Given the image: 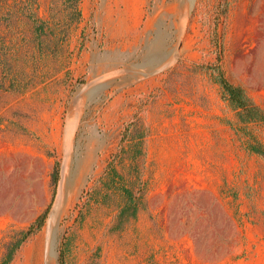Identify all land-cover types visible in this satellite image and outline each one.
Segmentation results:
<instances>
[{"label":"rangeland","instance_id":"obj_1","mask_svg":"<svg viewBox=\"0 0 264 264\" xmlns=\"http://www.w3.org/2000/svg\"><path fill=\"white\" fill-rule=\"evenodd\" d=\"M14 2L0 0V52L16 82L32 85L0 89V242L51 207L12 264H264V156L250 147L264 148V123L238 120L217 69L264 107V0H136L135 11L128 0H82L66 66L23 62L33 51L59 56L31 44ZM52 5L35 7L47 19ZM139 132L144 203L115 228L114 201L87 191L110 161L129 164L115 155Z\"/></svg>","mask_w":264,"mask_h":264},{"label":"trees","instance_id":"obj_2","mask_svg":"<svg viewBox=\"0 0 264 264\" xmlns=\"http://www.w3.org/2000/svg\"><path fill=\"white\" fill-rule=\"evenodd\" d=\"M40 0H15L14 4L9 5V12L14 17L15 21L21 20L23 15L29 20L30 28L27 31L31 44L35 46L53 47L54 52L59 58L55 61H48L47 58H43L42 55L47 53L44 51H33L30 54L23 55V62H27L30 66H39L42 59L46 60L47 66H66L67 58L65 53L69 49V37L72 33L73 26L78 23L82 18L81 2L82 0H53V5L58 8H53L47 19L40 16L36 5L39 6ZM28 7L24 10V14L21 12L23 6ZM52 5V6H53ZM65 5V7H63ZM24 31L15 30L16 36L20 35ZM26 34V33H25ZM26 34V35H28ZM43 50V48H41ZM26 59V60H25ZM59 61V62H58ZM12 58L9 54L0 52V66L2 71L0 74V89L15 90V89H27L32 84L26 82L21 84L16 82L17 71L11 67ZM24 62V63H25ZM220 72L219 82L223 88L222 97L226 100L237 112L238 120L241 123H264V107L254 101V99L248 94L244 86L231 81L223 66H217ZM58 71V68L53 70H47L43 72L38 70L29 75L31 81L37 82L42 80L46 74H50ZM23 72H26V70ZM45 74V75H44ZM28 78V77H26ZM137 122L132 121L130 126H136ZM128 127V129H129ZM144 133L139 132L134 134L132 139L134 146L132 149H122L120 153L115 155V158L120 160L130 159L129 164L125 163L121 167L114 160L110 161L105 172L96 182V185L91 187L87 193L90 198L96 201H105L109 199L114 201L118 209L115 228H122L128 221L136 219L142 204L144 203V194L140 193L137 189L138 183H140V167L139 163L145 161L146 152L143 148ZM250 147L255 152L264 156V148L257 142H251ZM127 159V160H128ZM124 163V162H123ZM61 176L60 162L55 165L53 173L54 179V196L55 198L57 186ZM51 205L46 210L39 214L25 229L18 230L15 234L6 235L0 242V264H12L20 253L24 243L28 241L32 236L38 233L45 225ZM68 247V241H65L62 248L61 256L65 254ZM61 262L63 263V258Z\"/></svg>","mask_w":264,"mask_h":264},{"label":"bare ground","instance_id":"obj_3","mask_svg":"<svg viewBox=\"0 0 264 264\" xmlns=\"http://www.w3.org/2000/svg\"><path fill=\"white\" fill-rule=\"evenodd\" d=\"M129 1V6H130V10L131 9H133L134 11L137 9V2H136V0H128ZM139 6V5H138ZM157 57V56H156ZM64 188V187H63ZM28 195H29V193H28ZM65 195H64V193H63V191L59 194V196H58V198H57V201H56V204H55V206H54V208H53V210H52V212H51V216H50V219H49V228L51 229L52 227H53V225H54V223L56 222V220L58 219V217H59V214H60V211H61V208H62V206H63V204H64V202H65V197H64ZM29 197V196H28ZM33 197V196H32ZM30 200V199H29ZM25 201V200H24ZM28 202V201H27ZM26 202V203H27ZM33 203V202H32ZM24 204V203H23ZM35 204V203H34ZM25 205V204H24ZM21 207H22V205H21ZM27 207V206H26ZM54 231V230H53ZM52 231V232H53ZM51 235H53V234H51ZM49 238V237H48ZM50 238H51V236H50ZM53 238H55V237H53ZM52 240V239H51ZM55 242V241H54ZM51 243V242H50ZM50 245V244H49ZM48 251V250H47ZM51 253H53V252H51ZM38 254V253H37ZM53 255V254H52ZM53 257V256H52ZM37 259H38V257H37ZM50 262V261H49ZM37 263H39L38 261H37Z\"/></svg>","mask_w":264,"mask_h":264}]
</instances>
